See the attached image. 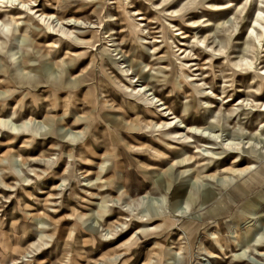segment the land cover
I'll list each match as a JSON object with an SVG mask.
<instances>
[{"label": "rangeland", "instance_id": "rangeland-1", "mask_svg": "<svg viewBox=\"0 0 264 264\" xmlns=\"http://www.w3.org/2000/svg\"><path fill=\"white\" fill-rule=\"evenodd\" d=\"M258 12L264 0H0V264H254Z\"/></svg>", "mask_w": 264, "mask_h": 264}, {"label": "bare ground", "instance_id": "bare-ground-1", "mask_svg": "<svg viewBox=\"0 0 264 264\" xmlns=\"http://www.w3.org/2000/svg\"><path fill=\"white\" fill-rule=\"evenodd\" d=\"M11 3L12 2V0H2V3ZM15 2V1H14ZM17 3V2H16ZM11 5V4H10ZM52 18H54V17H52ZM51 19V18H50ZM264 19V17L262 16V14H260V12H258L257 13V16H256V18H255V25H256V27H258V28H260V29H262V31L264 32V28L261 26V24L259 23V21L260 20H263ZM72 22H75V24H76V21H72ZM263 22V21H262ZM262 39V38H261ZM260 43H261V41H260ZM261 45V44H260ZM34 50V49H33ZM31 51V50H30ZM33 52V51H32ZM37 52V54H38V51H36ZM26 53V52H25ZM22 55H23V57L25 58V54H23L22 53ZM261 76H264V71L260 74ZM160 106H162V104H160ZM164 110H166L165 108H164ZM172 124V123H171ZM183 125V123L180 121V126L182 127V128H185L186 129V126L184 125V126H182ZM171 126V125H170ZM13 129H15V128H13ZM16 130V129H15ZM187 131L189 132V134H191V135H193V136H199L200 138H203V139H215V140H218L219 138H217V135L215 134V132L213 131V129H211V128H207V129H202V130H200V129H197V128H195V127H187ZM261 140V139H260ZM222 142V141H221ZM239 142V141H238ZM261 142H263V146L261 147V148H258V147H260L259 146V144H261ZM241 143V142H240ZM248 143V142H247ZM224 144V143H223ZM229 146H235V149L236 150H240V148L238 147L239 145H236L235 143H233V142H229L228 141V143H227ZM242 145V144H241ZM229 149V148H228ZM262 149V152H264V140H262V141H259L258 143H256L255 144V150H261ZM248 171L249 170H253V168H248L247 169ZM261 174V173H260ZM263 176V175H262ZM202 198L203 199H206L207 200V195L206 194H204L203 196H202ZM248 207H250V210H254V208L255 207H259V205L257 204V202H255V205H249ZM248 209V208H247ZM257 209V208H256ZM218 212V211H217ZM262 234V236H263V233H261ZM261 234H258L257 236H255V239H254V243H256V244H258L259 242H260V240L262 239L261 237H260V235ZM234 242H237L236 244H238V245H240L241 246V250H243V253H245V251H246V249H245V245H247V244H249L250 243V240H249V238H245V237H239V236H236V238H234V240H233ZM256 258L258 259V260H256L255 262H254V264H264V252H259L258 251V253H257V255H256ZM255 260V259H254Z\"/></svg>", "mask_w": 264, "mask_h": 264}]
</instances>
